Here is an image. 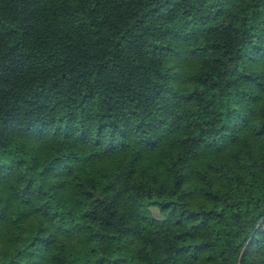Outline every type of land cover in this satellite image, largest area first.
<instances>
[{"label": "trees", "instance_id": "1", "mask_svg": "<svg viewBox=\"0 0 264 264\" xmlns=\"http://www.w3.org/2000/svg\"><path fill=\"white\" fill-rule=\"evenodd\" d=\"M139 263L264 264V0H0V264Z\"/></svg>", "mask_w": 264, "mask_h": 264}, {"label": "rangeland", "instance_id": "2", "mask_svg": "<svg viewBox=\"0 0 264 264\" xmlns=\"http://www.w3.org/2000/svg\"><path fill=\"white\" fill-rule=\"evenodd\" d=\"M5 252H6L5 254H6L7 257H9L11 255V253H12L10 250H6ZM139 264H142V263H139Z\"/></svg>", "mask_w": 264, "mask_h": 264}]
</instances>
